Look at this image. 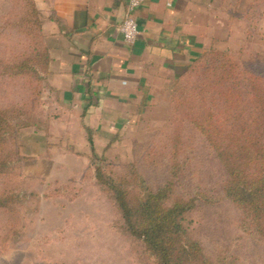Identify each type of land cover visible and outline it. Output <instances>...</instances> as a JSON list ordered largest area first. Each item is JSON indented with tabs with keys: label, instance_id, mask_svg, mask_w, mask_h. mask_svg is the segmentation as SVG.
<instances>
[{
	"label": "rangeland",
	"instance_id": "1",
	"mask_svg": "<svg viewBox=\"0 0 264 264\" xmlns=\"http://www.w3.org/2000/svg\"><path fill=\"white\" fill-rule=\"evenodd\" d=\"M218 4L225 23L230 19L236 25L220 50L242 68L264 75L262 3ZM26 10L25 0H0V109L19 110L20 118L32 123L19 131L17 146L10 139L0 147L2 155L19 147L22 157L20 163L11 162L9 175L0 176V196L10 190L20 195L11 209L0 208V239L8 237L7 244L0 240V264H154L142 242L126 231L112 195L97 183L98 165L108 178L122 181L131 200L141 193L135 174L152 191L172 183L170 200L197 197L184 225L215 264H264V237L242 222L241 211L225 197L227 173L193 122L211 106L205 94L215 65L201 64L184 80V100L175 111L174 82L167 98L156 99L136 124L115 132L107 146H95L90 135L93 145L80 148L50 134L63 110L47 98V76L39 67V74L25 75L6 69L35 54L37 37L23 24ZM253 32L256 37H249ZM66 133L79 139L78 131ZM100 156L106 162L99 163ZM41 157L52 161L38 162Z\"/></svg>",
	"mask_w": 264,
	"mask_h": 264
},
{
	"label": "crops",
	"instance_id": "2",
	"mask_svg": "<svg viewBox=\"0 0 264 264\" xmlns=\"http://www.w3.org/2000/svg\"><path fill=\"white\" fill-rule=\"evenodd\" d=\"M33 1L50 56L47 98L63 110L50 134L80 148L89 144L88 131L95 146L105 147L115 132L136 124L204 50L223 49L236 26L225 23L218 0H144L135 13L139 38L128 45L119 31L128 0ZM249 1L262 3L264 27V0ZM259 33L264 38V29Z\"/></svg>",
	"mask_w": 264,
	"mask_h": 264
},
{
	"label": "trees",
	"instance_id": "3",
	"mask_svg": "<svg viewBox=\"0 0 264 264\" xmlns=\"http://www.w3.org/2000/svg\"><path fill=\"white\" fill-rule=\"evenodd\" d=\"M25 2L27 10L23 24L37 37L35 54L16 65L9 64L6 69L13 75H25L28 72L37 74L39 67L47 76L50 56L42 34V16L33 0ZM207 62L215 65L211 69L214 80L205 94L211 106L201 120L194 118L193 122L227 173L225 197L241 211L242 222L264 237V75L256 69L242 68L227 51L214 47L206 49L175 81L171 98L174 111L184 100L181 84ZM214 107L219 109L218 112H214ZM19 112L0 109V147L10 139L16 144L19 131L32 125L29 119L20 118ZM88 134L93 145L92 133L88 131ZM18 148L14 153L0 154V176L9 175L12 161H22ZM97 160L106 162L104 156ZM95 178L102 190L112 195L126 231L142 242L154 264H215L184 225L185 216L194 209L197 197L170 200L172 183L152 191L143 178L135 174L141 193L131 200L130 191L122 181L108 178L101 165L96 167ZM14 191H6L0 196L1 209H11L20 199ZM13 233L17 235L18 232ZM7 239L2 236L0 240L7 244ZM3 250L0 248L1 252Z\"/></svg>",
	"mask_w": 264,
	"mask_h": 264
},
{
	"label": "built area",
	"instance_id": "4",
	"mask_svg": "<svg viewBox=\"0 0 264 264\" xmlns=\"http://www.w3.org/2000/svg\"><path fill=\"white\" fill-rule=\"evenodd\" d=\"M144 0H128L127 13L119 26L123 40L128 45H133L139 38L140 30L135 19V13L141 8Z\"/></svg>",
	"mask_w": 264,
	"mask_h": 264
}]
</instances>
